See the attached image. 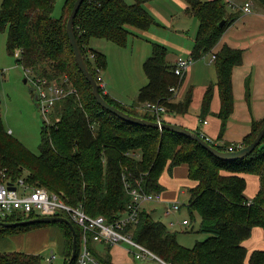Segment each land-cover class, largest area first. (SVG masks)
Returning <instances> with one entry per match:
<instances>
[{"label": "trees", "instance_id": "trees-1", "mask_svg": "<svg viewBox=\"0 0 264 264\" xmlns=\"http://www.w3.org/2000/svg\"><path fill=\"white\" fill-rule=\"evenodd\" d=\"M75 1L66 0L59 17L54 15L58 0L2 1L0 31L7 34L8 53L12 56L18 54L16 62L40 76L60 79L67 75L78 93L58 103L53 113L55 120L58 118L56 122H44L38 154L32 153L5 129L0 113V183L10 180L16 184L23 177L31 187L45 186L51 191L64 192L70 205H82L90 217L101 215L110 222L116 220L130 203L131 197L124 185L125 175L132 183L141 180V186L148 193L162 195L165 189L161 183L163 175L185 166L193 185L189 188L186 206L190 223L192 225L200 216L199 229L208 234V238L196 242L193 247L183 246L178 241V231L171 230L143 208L139 222L126 228L133 233L134 240L169 264H264V249L251 251L244 243L256 228L264 229V139L249 156L225 161L187 135L133 124L105 110L94 97L93 85L79 69L68 37L67 21ZM148 1L85 0L73 25L82 54L100 84L104 98L120 110L149 121H157L158 115L146 109V104L162 105L167 111L166 117L162 115L163 122H171L168 117L172 113L189 112L193 96L190 92L180 101L173 99L171 88L182 84L184 77L179 78L174 65L168 62L169 52L165 44L153 43L152 54L143 63L149 83L139 90L132 105L120 103L105 92L101 73L107 69V54L91 47L93 38L126 46L134 35V28L149 31L153 26H160L144 6ZM185 1L187 12L200 22L190 57L198 60L215 54L213 62L217 72V82L210 84L205 91L197 118L204 120L210 114L217 89L220 111L216 116L221 121V128L217 139L208 142L222 151L238 150L239 144H221L220 141L234 111L232 74L242 63L244 50L228 45L216 53L213 50L242 9L230 13L227 0ZM250 1L264 9V0ZM252 124L241 147L256 139L264 127V118ZM196 131L201 134L198 129ZM248 174L258 176L261 183L253 199L246 195L248 183L245 175ZM62 216L69 218L74 225L78 255L83 228L67 214ZM32 218L35 216L20 214L6 217L4 221L20 222ZM50 224H58L63 229L64 263L68 264L74 233L66 223ZM50 224L0 226V240ZM93 237L89 232L88 247L95 257L103 264H116L112 259L111 245H105V251L101 253ZM76 258L73 264H76ZM41 262L42 256L38 253L0 252V264Z\"/></svg>", "mask_w": 264, "mask_h": 264}, {"label": "crops", "instance_id": "crops-1", "mask_svg": "<svg viewBox=\"0 0 264 264\" xmlns=\"http://www.w3.org/2000/svg\"><path fill=\"white\" fill-rule=\"evenodd\" d=\"M227 1L229 2L227 8L230 13L236 12L238 8H241L242 12L237 17L236 21L227 27L223 34V38L213 51L216 53L220 51L224 45H228L233 49H242L244 53L242 63L233 70L232 92L234 95V111L228 120V126L222 138L223 140L220 142L221 144L241 145L244 137L250 133L253 125L252 123L255 122V120L264 118V9L254 2L252 4L253 11L251 13H244L243 6L246 1ZM230 2L232 5H230ZM238 2H240V4H237ZM144 6L155 17L157 22L160 23V26L155 27L159 28L160 32H165V35L163 37L161 35L158 36L155 33L156 31L152 29L145 31L134 28V35L131 37L143 39L148 43L150 42L152 46L153 43L165 44L169 52L168 62L171 65L175 64L179 56L190 57L200 22L194 15L192 16L187 12V2L185 0H149ZM92 41L93 48L106 54V51L102 48V40L94 39ZM95 41H97V44L94 43ZM209 55V57H202L201 59L195 60L192 67L188 69L182 80V86L179 88L177 99L186 98V95L190 92L193 96V91L197 86L206 91L210 84L217 82L216 66L212 61V54ZM104 89L105 92L115 98L107 89L105 83ZM214 95L215 97L211 103L210 114H208L204 120L196 117L200 112L199 109L204 98L203 96L197 108V113L191 111L187 116H170L169 119L171 123L185 126L192 131L199 129L201 135L210 138V140H216L221 128V121L216 116V113L220 111V95L217 89ZM115 99L123 104L125 103L122 100ZM190 115L195 116L197 119H193ZM9 131L12 133L11 130ZM245 176L248 183L246 195L248 193L249 196L247 197L253 199L261 186L259 177L252 174ZM161 183L165 186L162 199L166 201L181 202L180 197L181 194L185 193V187L188 186L190 188L193 186L192 181L188 178V170L185 166L174 169L172 174L169 172L164 174ZM161 203L165 204L164 202ZM182 204L184 205V202ZM164 206L166 207V204ZM143 208L152 213L157 211V207H152L147 203L143 205ZM183 210L184 208L174 213L172 216L175 217L173 220L169 221V223H166V225L169 227L176 226L181 232L186 231L189 227L194 229V224L191 226L192 222L188 226L184 224V221L189 220L190 222L191 220L188 213H185L184 216L182 215ZM196 221L199 224L200 216ZM171 222H174L175 225L170 226L169 224ZM173 229L174 228L171 230ZM244 243L251 251L264 249V229L262 227L256 228L250 238L246 239ZM96 245L97 247H105L106 244L96 243ZM111 247L112 259L116 264H126L130 262L126 255L128 250L126 246L117 244ZM117 257L120 259H116Z\"/></svg>", "mask_w": 264, "mask_h": 264}, {"label": "rangeland", "instance_id": "rangeland-1", "mask_svg": "<svg viewBox=\"0 0 264 264\" xmlns=\"http://www.w3.org/2000/svg\"><path fill=\"white\" fill-rule=\"evenodd\" d=\"M2 1L3 0H0V7ZM65 1L66 0H58L54 13L55 16L59 17L61 14V7ZM133 1L134 0H127L129 3H132ZM244 1L248 0H243V2ZM237 4H240V2ZM151 29L155 30V33L158 36L161 35L163 37L165 35V32H160V29L156 28L155 26L151 27ZM6 38L7 34L0 31V113L3 117L5 129L7 131L11 130L12 133L10 131L9 133H11L14 138L20 140L21 143L25 145L32 153L38 154L40 150L39 144L41 141V128L44 126V122H46L44 120L46 119L40 112L36 100H34L33 85L30 81L31 76L27 75V72L24 70L26 68H23V66L16 62V59L19 57L18 54H16V56H12L8 53ZM94 39L97 38H93L92 40ZM100 40H102V48L106 51L108 59L106 67L107 69L101 73L102 83L103 85L104 83L106 84L107 89L115 98L125 102V105H132L138 98L137 94L139 90L149 83L144 71L143 63L152 54V44L143 39L141 40L135 37H130V40L126 46H118L114 42L107 39ZM92 43L93 41H91V47ZM94 43L97 44V41ZM209 56L210 55L205 57ZM211 56L213 58V54ZM24 80H27V82L25 83ZM181 86L182 84L176 86L178 90L172 92L173 99L176 101H180L177 99V94ZM204 91L205 90L199 86L195 87L193 91L194 102L192 103V107H190L187 114H190L191 111H193V113H197V108L199 107L201 99L204 96ZM145 108L149 109V111L153 110L152 108L148 107L147 104ZM54 112L55 109H53L52 113L50 114L51 116H49L51 123L56 122L58 119L57 118L55 120L53 114ZM166 113L167 111L164 107V110L160 113V117L158 116L157 121L160 120V122H163L162 115H165L166 117ZM187 114L181 115L187 116ZM174 115L175 117L181 116L172 113L169 115V117ZM192 117L195 119L197 115L196 117ZM7 181L11 183L10 180ZM43 188H45V186ZM189 194V187L187 186L185 187V193L181 194L180 197L181 203L184 202V205L186 206L189 203ZM62 196L64 197V192H62ZM247 196H249L248 193ZM162 200L163 201L154 203L151 202L147 204L151 205L152 207H157V211L153 213V216L166 224L173 220L175 216L166 217L164 215V210L166 208L164 205L168 201L164 199ZM161 202H164L165 204ZM184 205V210L182 212L183 216L185 213H188L186 206ZM193 224L194 229L189 227L184 232H181L176 226H167L171 229L174 228L173 231L179 232L178 241L180 244L187 247H193L196 242L208 238V234L200 231V224H198L197 221L193 222ZM121 244L128 248L126 255L128 256L130 262L126 264H169L158 256L157 259L136 260L134 254L129 251V249L132 247L127 243ZM99 247L97 248L101 251V253H103L106 247ZM65 250V234L63 233L62 227L58 224L42 226L36 228L33 231L25 233L21 232L17 235L7 236L6 238L0 240V252L6 253L23 251L33 254L38 253L42 256V264H65ZM53 252L55 253L56 258L52 260L51 263H49L47 261V257H51ZM116 259L120 258L117 257Z\"/></svg>", "mask_w": 264, "mask_h": 264}, {"label": "built area", "instance_id": "built-area-1", "mask_svg": "<svg viewBox=\"0 0 264 264\" xmlns=\"http://www.w3.org/2000/svg\"><path fill=\"white\" fill-rule=\"evenodd\" d=\"M252 4L253 1L251 2L250 0L244 3V13L253 11ZM214 59L215 54H213L212 60ZM194 61L191 57L179 56L174 64L175 74L183 78L188 69L194 64ZM24 70L28 76H31L30 81L33 85L34 100H36L40 112L45 117L46 124H50L49 116H51L53 109L67 96L76 95L78 89L71 83L67 75L62 76L60 79H50L47 76L36 74L32 69ZM177 90L176 87L171 88L172 92ZM147 106L152 108L159 117L164 110V106L159 104L147 103ZM205 139L210 141V138L205 137ZM241 146L239 149H241ZM123 178L127 193L131 199L127 209L114 221L109 222L106 217L101 215L95 216V218L90 217L82 205L72 206L67 203L62 193L52 192L41 186L31 187L23 178H19V181L13 185L15 187L14 190L9 187L7 180L0 183V220L4 221L6 217L20 214L24 216L34 215L35 217L67 214L77 225L82 226L84 232L76 264H103L95 257L91 248L88 247L89 232L93 234V241L96 243L111 246L121 243L129 244L132 247L129 251L134 254L136 260L157 259V255L146 246L137 243L133 238L132 232L126 230V228L128 225L139 222V214L144 204L163 201L162 195L160 193H148L141 186V180L139 179L132 183L126 175ZM182 206L181 202L168 201L164 215L166 217L172 216L174 213L179 212ZM184 224L190 225L189 220L184 221ZM169 225L174 226L175 223L171 222ZM55 258L56 255L53 252L51 257H47V261L51 263Z\"/></svg>", "mask_w": 264, "mask_h": 264}, {"label": "water", "instance_id": "water-1", "mask_svg": "<svg viewBox=\"0 0 264 264\" xmlns=\"http://www.w3.org/2000/svg\"><path fill=\"white\" fill-rule=\"evenodd\" d=\"M85 0H76L74 3V6L72 8V12L68 18L67 21V32H68V37L71 42V45L73 47L74 55H76L77 63L79 66V69L82 70L83 74L85 75L87 81L93 85V94L94 97L97 99L98 103L105 109L110 111L111 113L117 115L119 118L124 119L125 121H128L133 124H141L144 126L148 127H157L161 130H171L173 132L179 133V134H184L189 137H191L194 140H198L205 148H207L211 153L215 154L217 157L227 161H237L241 160L242 158H245L252 154V152L255 150L256 146H258L262 140L264 139V127L259 131V133L256 135V139L249 145L241 147L239 150H226L222 151L219 150L217 147H215L212 143L210 144L208 140H206L201 134H199L197 131H192L191 129L185 127V126H180L171 122H159V121H149L144 118H141L139 116H133L130 115L129 113L120 110L118 107L115 105L111 104L104 96L102 95L100 91V84H98L94 74L92 73L91 69H89L88 64L86 62L84 54H82L79 42L76 38L75 34V25L74 24V19L79 12V8L82 5V3ZM225 21L221 23L223 25ZM25 83L27 80H24ZM37 99V97H35ZM9 187L11 189H15V187L9 183ZM35 223H45V224H50V223H66L69 225V227L72 230V233H74V238H73V251L72 255L67 262L68 264H73L74 259L77 256L78 252V247H77V233L75 232L74 225L72 221L67 218V217H62V216H39L35 217L32 219H26V220H21L20 222H8V221H3L0 220V226L3 227H14V226H21V225H27V224H35Z\"/></svg>", "mask_w": 264, "mask_h": 264}, {"label": "bare ground", "instance_id": "bare-ground-1", "mask_svg": "<svg viewBox=\"0 0 264 264\" xmlns=\"http://www.w3.org/2000/svg\"><path fill=\"white\" fill-rule=\"evenodd\" d=\"M245 3V2H244ZM45 121V120H44ZM46 123V122H45Z\"/></svg>", "mask_w": 264, "mask_h": 264}]
</instances>
